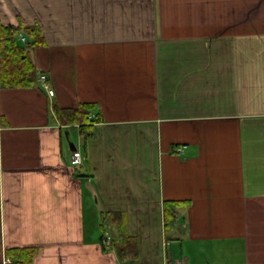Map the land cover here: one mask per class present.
I'll list each match as a JSON object with an SVG mask.
<instances>
[{"label":"crops","instance_id":"obj_1","mask_svg":"<svg viewBox=\"0 0 264 264\" xmlns=\"http://www.w3.org/2000/svg\"><path fill=\"white\" fill-rule=\"evenodd\" d=\"M0 23L43 34L25 44L36 85L0 88V264L14 247L31 264H264V0H0ZM83 103L90 121L57 112ZM104 212L135 259L102 248Z\"/></svg>","mask_w":264,"mask_h":264},{"label":"trees","instance_id":"obj_2","mask_svg":"<svg viewBox=\"0 0 264 264\" xmlns=\"http://www.w3.org/2000/svg\"><path fill=\"white\" fill-rule=\"evenodd\" d=\"M19 31H22L25 35L26 41L24 44L16 37ZM42 42L43 34L36 26L27 27L19 24L16 27L0 23V88H25L36 85V68L29 54L25 51V44L33 47ZM91 107L90 103H83L79 104L76 108L57 109V112L63 115L71 124L77 122L84 123L91 120L87 116ZM85 128L84 124H82L81 130L84 133L87 131ZM185 203L186 201H177V199L164 201L162 212L165 232L169 231L176 222L177 210ZM124 227L125 218L121 212L102 213L100 224L102 235L98 240L104 249L106 246L103 244L102 239L107 229L110 235V248L114 250L121 261L135 259L138 255L137 241L134 237L122 232L119 235L113 233L114 229L121 230ZM166 240L169 241V239ZM36 251V247L10 248L7 250V255L11 258L9 264H31Z\"/></svg>","mask_w":264,"mask_h":264},{"label":"built area","instance_id":"obj_3","mask_svg":"<svg viewBox=\"0 0 264 264\" xmlns=\"http://www.w3.org/2000/svg\"><path fill=\"white\" fill-rule=\"evenodd\" d=\"M21 39L20 40H23L25 41L24 37L21 36L20 37ZM47 75L44 74V73H40L39 76H38V79H39V83H40V86L43 88V90H46L48 92L49 95H53L54 94V90H52V88L50 87L49 85V82H48V78L46 77ZM82 154L81 152H79V150H73V153H72V156H71V159H70V165L76 167V168H79L82 164ZM110 235L108 232H105V235H104V238L102 239L103 240V244L108 247L110 246ZM167 245V243H165V246ZM6 262H10V259L9 258H6L5 260ZM175 264V263H173Z\"/></svg>","mask_w":264,"mask_h":264},{"label":"rangeland","instance_id":"obj_4","mask_svg":"<svg viewBox=\"0 0 264 264\" xmlns=\"http://www.w3.org/2000/svg\"><path fill=\"white\" fill-rule=\"evenodd\" d=\"M66 131H67V133H66V135L67 136H70L72 139V141L71 142H73L74 143V145H76L77 146V144H79V142H80V140L79 139H77L78 138V135H79V132H78V129H73V128H67L66 129ZM70 140V139H69ZM70 146V145H69ZM167 235V237H170L171 236V234H169V232H168V234H166ZM170 235V236H169ZM176 241H174V243H175ZM174 249V247L173 248H171V250H173ZM174 251V250H173ZM169 264V263H168Z\"/></svg>","mask_w":264,"mask_h":264}]
</instances>
